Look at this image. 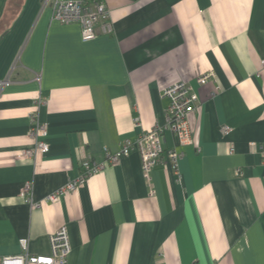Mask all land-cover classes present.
<instances>
[{
    "label": "crops",
    "instance_id": "1",
    "mask_svg": "<svg viewBox=\"0 0 264 264\" xmlns=\"http://www.w3.org/2000/svg\"><path fill=\"white\" fill-rule=\"evenodd\" d=\"M103 1L114 31L83 40L42 0H0V257L22 238L49 254L67 226L69 264H264V0ZM182 80L200 97L193 143L162 136L180 174L164 161L147 179L137 151L108 163L105 148L167 123L163 91ZM36 107L49 151L21 158ZM87 158L105 169L48 201Z\"/></svg>",
    "mask_w": 264,
    "mask_h": 264
},
{
    "label": "built area",
    "instance_id": "2",
    "mask_svg": "<svg viewBox=\"0 0 264 264\" xmlns=\"http://www.w3.org/2000/svg\"><path fill=\"white\" fill-rule=\"evenodd\" d=\"M44 6L52 10V19L62 23L77 22L81 25L83 40L95 38L99 33H112L114 31L109 9L103 0H42ZM264 67V59L261 63ZM198 85L202 86L209 81L216 80L214 71H206L197 77ZM2 81L0 84H8ZM163 96L169 99L167 108V123L142 132L136 139L125 138L121 147L116 152L105 148L106 161L111 164L119 162L122 157L137 151L142 160L145 177L148 179L154 167L167 161L180 174L179 164L184 156L182 151L175 148L165 150L162 136L166 130H170L182 145L193 143V130L190 124V115L194 113L199 105L200 97L194 86L188 81H178L163 91ZM41 102V101H40ZM32 128L30 136L34 140V147L24 149L18 155L21 158L36 157L39 153L49 151V145L44 140L48 134V125L40 121L38 107L30 113ZM222 133L230 134L229 125L221 126ZM233 151L234 148L231 147ZM106 167V162H96L90 158L82 162L83 171L74 179L70 180L64 187L49 194L47 200L57 202L61 196L68 192L77 191L84 180L94 173L101 172ZM22 195L32 207L40 206L33 197V184L27 182L22 190ZM51 251L49 254H33L29 252V240H20L23 251L17 255L0 257V264H69L72 253V244L67 226H62L49 236Z\"/></svg>",
    "mask_w": 264,
    "mask_h": 264
}]
</instances>
